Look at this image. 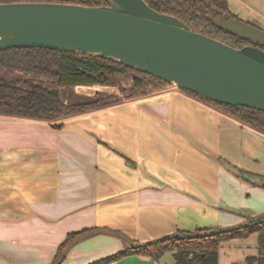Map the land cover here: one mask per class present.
I'll return each mask as SVG.
<instances>
[{"label": "crops", "instance_id": "obj_1", "mask_svg": "<svg viewBox=\"0 0 264 264\" xmlns=\"http://www.w3.org/2000/svg\"><path fill=\"white\" fill-rule=\"evenodd\" d=\"M227 1L264 21V0ZM62 122L0 114V264H90L264 212V185L231 167L259 172L229 153L259 131L172 84Z\"/></svg>", "mask_w": 264, "mask_h": 264}, {"label": "water", "instance_id": "obj_2", "mask_svg": "<svg viewBox=\"0 0 264 264\" xmlns=\"http://www.w3.org/2000/svg\"><path fill=\"white\" fill-rule=\"evenodd\" d=\"M0 2V49L39 46L99 54L214 101L264 111V48L235 47L193 30L179 17L146 0ZM220 27L264 45V29L240 17L213 18ZM78 92L113 91V85L78 84ZM238 175L264 185V177ZM264 217V212L229 227L169 237L206 236ZM155 240H151L152 242ZM148 243V242H146ZM138 246L141 243L132 242Z\"/></svg>", "mask_w": 264, "mask_h": 264}, {"label": "trees", "instance_id": "obj_3", "mask_svg": "<svg viewBox=\"0 0 264 264\" xmlns=\"http://www.w3.org/2000/svg\"><path fill=\"white\" fill-rule=\"evenodd\" d=\"M14 1H75L85 5L107 4L106 0H0ZM154 9L179 17L193 30L200 31L235 47L256 44L236 33L217 25L213 18L238 17L228 5L227 0H146ZM12 69L44 77L52 82L68 85H112L117 74L132 71V84L119 87L125 97L147 94L148 87L157 88L169 82L157 78L134 67L99 54L80 51H67L39 46L11 47L0 49V114L40 119L52 122L54 126L63 125V119L86 113L116 103L122 97L116 92L88 98L76 102H64L59 89L45 85L41 81L16 77L9 79L4 70ZM151 80H154L151 82ZM190 95L207 102L223 113L237 119L244 125L264 132V111L242 105H233L214 101L195 92L185 90ZM252 175L263 174L241 170ZM214 228L198 229L195 233ZM83 231L71 232L60 250ZM183 233V232H181ZM257 236V254H249L246 261L250 264H264V217L246 223L240 227L206 236L169 237L157 239L138 246L131 245L111 256L96 260L90 264L114 262L126 253H139L154 259H160L166 252H171L175 264H219L221 243L235 237ZM59 250V251H60Z\"/></svg>", "mask_w": 264, "mask_h": 264}, {"label": "rangeland", "instance_id": "obj_4", "mask_svg": "<svg viewBox=\"0 0 264 264\" xmlns=\"http://www.w3.org/2000/svg\"><path fill=\"white\" fill-rule=\"evenodd\" d=\"M238 17L264 29V21L262 19L249 20L246 14H244L243 12L238 14ZM3 72L9 79H13L16 77L29 78L34 81H41L42 83L50 87H56L59 89L61 99L64 102L68 103L88 98H96L98 96L111 93L99 92L94 96H79L74 93V85L54 83L49 77L12 69H6ZM132 74V71H128L123 74H117L114 77V83L112 85L115 87L116 93L119 94L122 98L125 97L126 94L120 92L119 87L130 86L132 84ZM152 81L154 80H151V82ZM172 85L178 87L173 83ZM148 87L151 89V91L155 89L154 87H152V85H149V83ZM254 129L259 131L260 134H252L247 131L240 132L234 138V140L231 141L232 146L231 148H229V153L231 152L232 155H235L234 159H236V161L246 169L264 173V132L256 128ZM256 245L257 236L255 233H252L247 237H235L223 241L219 250V264H250L246 261V256L249 254H257ZM115 264H156V262L152 257L148 255H143L135 252L123 254L115 260ZM159 264H175L172 253L166 252L160 258Z\"/></svg>", "mask_w": 264, "mask_h": 264}, {"label": "built area", "instance_id": "obj_5", "mask_svg": "<svg viewBox=\"0 0 264 264\" xmlns=\"http://www.w3.org/2000/svg\"><path fill=\"white\" fill-rule=\"evenodd\" d=\"M106 264H113V262H108V263H106Z\"/></svg>", "mask_w": 264, "mask_h": 264}]
</instances>
